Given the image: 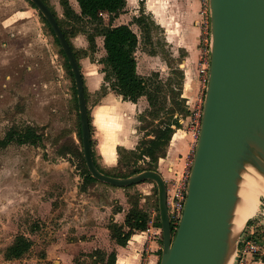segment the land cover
<instances>
[{"label": "rangeland", "instance_id": "rangeland-1", "mask_svg": "<svg viewBox=\"0 0 264 264\" xmlns=\"http://www.w3.org/2000/svg\"><path fill=\"white\" fill-rule=\"evenodd\" d=\"M201 1L204 10L201 22L203 52L209 43L204 38L209 36L210 15L209 0ZM70 2L76 10L80 9L77 0ZM141 2L128 0L126 12L138 10ZM49 3L58 17L64 20L60 0H49ZM108 21L109 16L105 11L98 13L95 19V23L106 24ZM75 24L81 30L70 40L78 51L79 64L82 66L85 62L100 59V37H96L100 47L95 52L89 50L87 39V33L94 28V21L88 19ZM64 26L71 29L69 23H64ZM139 55L142 57V51H139ZM166 61L168 64L164 63L162 77L152 73L153 79L161 82L160 98L165 102V108L158 117L167 118L174 108L175 118L178 113L181 116L180 113L184 112L181 108L185 106L180 95L182 74L178 62L168 58ZM199 67L200 61L197 72L205 86L199 92L201 101L191 107L190 116L202 100L204 102L206 92ZM141 68L144 70L143 66ZM74 87V78L66 65L61 45L44 22L39 9L30 0H0V140L8 131L30 125L42 135L38 144H20L16 141L6 146L0 144V264H59L61 259L67 264L71 261L94 264L92 244L86 247V251L78 245L69 244L80 237L96 240V234L92 232L96 228L94 225L102 227L109 224L111 219L108 216L101 223H93L97 219L95 214L99 212L91 202L94 198H100L103 202L111 196L113 210L120 206V198L129 208L131 201L138 200L139 205L143 204L149 213L150 222L158 221L156 183L153 187L144 184L123 189L106 182L85 179ZM188 123L192 126L191 117ZM142 125L146 127L144 132H150L158 123L154 116L149 115L145 116ZM119 156L121 162L116 168L125 171L135 165L131 152L121 149ZM136 165H145V162L139 160ZM103 168L113 171V167ZM143 190L148 196L145 200H142ZM81 198H91V201L78 204ZM248 220L254 226L255 238L261 245V249L250 256L264 261V196H261L256 213L234 234L236 251L241 235L249 233ZM18 234L32 240L31 248L21 258L6 260L5 250Z\"/></svg>", "mask_w": 264, "mask_h": 264}, {"label": "water", "instance_id": "water-1", "mask_svg": "<svg viewBox=\"0 0 264 264\" xmlns=\"http://www.w3.org/2000/svg\"><path fill=\"white\" fill-rule=\"evenodd\" d=\"M31 1L49 22L70 64L83 156L91 175L121 187L145 180L156 183L162 224L159 264H225L234 241L232 222L242 173L248 163L264 172V0H209V76L186 201L175 229L160 171L145 169L121 177L96 165L80 64L50 6L44 0Z\"/></svg>", "mask_w": 264, "mask_h": 264}, {"label": "crops", "instance_id": "crops-1", "mask_svg": "<svg viewBox=\"0 0 264 264\" xmlns=\"http://www.w3.org/2000/svg\"><path fill=\"white\" fill-rule=\"evenodd\" d=\"M141 6H143L146 13L152 16L155 23V27L151 28L149 35L134 20L135 16L140 14ZM128 7L127 0L125 9L118 15L111 17L106 12L109 16V21L106 24H129L137 33L139 42L135 54L138 73L148 77L152 76L154 72L158 74V77H162L164 63H167L168 58L178 62L182 74L180 95L184 99L188 113L181 112V116H179V113L178 116L175 115L180 122V126L176 127L174 125L175 131L167 147V153L164 157H160L157 163L158 171L161 172L167 182L182 174L196 146L193 127L189 126L188 122L190 120V109L192 106L197 105L199 92L204 86L197 72V64L200 61L202 50V1L142 0L138 10L126 12ZM77 11H80V9ZM98 36L101 40V57H103L106 53L104 37L102 35ZM98 46L99 43L97 42ZM139 51H142V57H140ZM157 64H160L159 67L156 66ZM142 66L144 70H142ZM80 67L87 91V105L92 124L91 136L96 159L102 168L103 166L114 167L118 164L120 157L118 146L135 149L139 144L140 137L145 129L141 127V115L149 116L150 102L147 95L140 96L137 101L124 99L121 94L110 87L102 93L101 88L105 81L104 72H102L103 64L99 62V59L89 63L85 62L82 66L80 63ZM155 120L157 121V119ZM147 137L153 136L149 135ZM144 184L155 186L153 180H145L134 185L141 186ZM122 188L125 189V187ZM119 191L121 192V190L117 192ZM147 197L146 190H143L142 200L147 199ZM90 199H82L77 203L90 202ZM99 199L94 198V201H91L94 203L95 208L99 209V212L95 214L97 219L93 222L94 224L101 223V220L107 216L110 217V221L113 220L120 224L125 221L129 207L123 201V198H120V206L114 210L111 196L105 200L106 202H101ZM140 207L146 210L143 204H140ZM94 226L96 228L94 227L95 229L92 232L96 234V240L90 241L89 238L83 239L80 237L78 241L69 243L82 247L84 251H86V247H90L89 244H92L94 247V264H107L109 254L112 251L116 253L114 264H159L162 242L161 236L155 234L156 225L152 222L149 221L146 230L135 231L125 245L118 244L112 237L109 224L102 225V227ZM95 250L98 251L94 252ZM61 260L58 261L59 264H67ZM69 264L76 263L71 261ZM233 264H235V260ZM246 264H264V261L247 256Z\"/></svg>", "mask_w": 264, "mask_h": 264}, {"label": "trees", "instance_id": "trees-1", "mask_svg": "<svg viewBox=\"0 0 264 264\" xmlns=\"http://www.w3.org/2000/svg\"><path fill=\"white\" fill-rule=\"evenodd\" d=\"M44 1L50 6V8L55 13L56 18L60 26L62 27L63 32L65 33L77 60H78V51L70 40L71 36L75 35L79 30H81L78 28V25H76L75 23H81L85 20L88 21V19L94 21V28L91 32L89 31L87 33V39L89 42V50L94 52L97 49L96 36L102 35L104 37V47L106 53L103 57L99 59V62L103 64L102 72H104V81H105L101 88L102 93L106 92L108 87H110L115 92L121 94L124 99L132 100V101H137L140 96L147 95L151 105V108L148 110L149 115L154 116V119H158L157 127H155L153 130H150V132L149 131L145 132L143 138L139 141V144L135 149H127L123 146H118L119 154H121V149L126 152L127 151L131 152L133 154L135 158L134 159L135 165L131 169L124 171L120 168H116L118 165L112 168L113 171H108L102 168L96 159L95 152L93 149V140H92V150L96 165L100 168V170H102L105 173L115 176H121V177L129 176L145 169L158 170L157 169L158 160L160 159V157H164L167 153V147L169 145L172 134L175 131L174 125L178 127L180 126V122L176 117L173 118L174 108H172L169 111L170 114L168 115L167 118L158 117L160 111L165 108V102L164 100L161 101L160 98L162 85L161 82L154 80L152 76L146 77L139 74L137 71V59L135 54L139 42L137 33L130 27L129 24L112 25L111 23L109 24L95 23V19H97L98 13L100 12L103 11L108 12L111 17L118 15L120 12H122L125 9L127 0H77L80 11H77L72 6L70 0H60V3L63 7V13L65 16L64 20H61L58 17L55 9L50 5L49 0H44ZM30 2L34 7H36L31 0ZM40 14L44 22L48 25L51 33L54 35L56 41L59 43L49 22L42 15L41 12ZM134 20L141 26L142 30L146 32L147 35H149L151 28L153 26L155 27V23L152 16L149 13L145 12L143 6H141L140 8V14L138 16H135ZM64 23H69V25H71V29L69 30V27L66 28V26H64ZM62 52L66 59V65L70 69V73L73 76L70 64L63 49ZM154 74L158 76L157 73ZM74 89L76 93V86L74 87ZM85 94L87 98L86 88H85ZM76 100H77V96H76ZM77 106H78V101H77ZM181 110L184 111L183 112L184 114L188 113V110L185 106H183ZM144 119H145V115L142 114L141 120L143 121ZM89 120H90V129L92 131L90 113H89ZM141 127L146 128L143 125ZM79 134L82 141L81 128L79 130ZM149 135H152L153 137H147ZM41 140H42L41 133H39L34 126L30 125L24 129H20V130L14 129L8 131L5 137L2 140H0V144L2 146H6L12 141H16L20 144L22 143L38 144ZM139 160L144 161L145 165H136ZM120 162L121 160L119 159L118 163ZM85 169H86V177H85L86 180L100 181L91 175V173L89 172L86 166V163H85ZM132 185L125 187H130ZM130 203H131V207L128 209L125 216V221L123 223L120 224L113 220L110 221L109 223V227L112 232V237L120 245H125L128 242V239L135 231L146 230L148 228V224L150 221L149 213L146 210H144L142 207H140L138 200H133ZM247 223L250 225L251 221L248 220ZM156 225L158 226L162 225L160 220V214L158 221L156 222ZM240 244L241 243L239 242V245ZM31 245H32V240L29 237L23 234H18L15 237L13 243L6 248L4 257L6 260L21 258L26 252L29 251ZM97 251L98 250H95L94 252ZM161 253H162V249L160 250V257H161ZM115 259H116V253L115 251H112L109 254L107 264H114Z\"/></svg>", "mask_w": 264, "mask_h": 264}, {"label": "built area", "instance_id": "built-area-1", "mask_svg": "<svg viewBox=\"0 0 264 264\" xmlns=\"http://www.w3.org/2000/svg\"><path fill=\"white\" fill-rule=\"evenodd\" d=\"M203 11L204 10L201 11L202 14ZM209 15H210V7H209ZM209 30H210L208 32L209 36L204 38L206 41H209L208 47L205 49V51L201 52L200 67H199L200 73H202V81H204V84H206V86L209 76L210 51H211V42H212L211 18H210ZM200 101L201 98L199 97L198 103ZM202 103L204 104L203 100ZM202 103L200 104V106H198L197 109L193 110L190 116L193 121L192 129L194 131L195 142L198 141L200 128H201V118H202V110H203ZM196 146H195V150H196ZM195 150L190 160L187 162L186 168L183 170L182 174L179 177L172 178L171 180L166 182L168 212H169L171 224L174 228L177 227L183 214L187 190H188V184H189L190 171L194 161ZM152 223L156 225L155 222ZM155 228H156L155 234H157L158 236H162V227L156 225ZM239 242H241L240 245ZM260 249H261V245L258 243V240L255 238L254 226L250 225L249 233L245 236L244 234H242L240 239L238 240L237 251H236L237 257H235L236 258L235 264H246L247 256L257 253Z\"/></svg>", "mask_w": 264, "mask_h": 264}, {"label": "bare ground", "instance_id": "bare-ground-1", "mask_svg": "<svg viewBox=\"0 0 264 264\" xmlns=\"http://www.w3.org/2000/svg\"><path fill=\"white\" fill-rule=\"evenodd\" d=\"M261 196H264V172L248 163L242 173V178L237 189V200L232 222V238L241 230L248 218L259 209ZM236 247L233 245L228 252L225 264H233Z\"/></svg>", "mask_w": 264, "mask_h": 264}]
</instances>
